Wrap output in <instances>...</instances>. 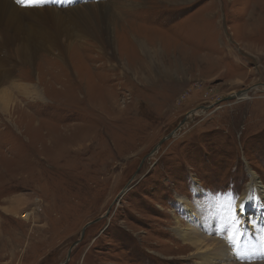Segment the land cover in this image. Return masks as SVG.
Returning <instances> with one entry per match:
<instances>
[{"label": "rangeland", "instance_id": "1", "mask_svg": "<svg viewBox=\"0 0 264 264\" xmlns=\"http://www.w3.org/2000/svg\"><path fill=\"white\" fill-rule=\"evenodd\" d=\"M93 1L122 14L112 45L72 40L29 62L17 42L0 46L14 59L2 84L13 103L0 107V264H61L78 240L66 264H199L175 231L181 200L213 221L253 171L264 191V0Z\"/></svg>", "mask_w": 264, "mask_h": 264}, {"label": "bare ground", "instance_id": "2", "mask_svg": "<svg viewBox=\"0 0 264 264\" xmlns=\"http://www.w3.org/2000/svg\"><path fill=\"white\" fill-rule=\"evenodd\" d=\"M77 1L79 0H43L42 3L25 7L17 4L16 0H0V29L3 32L4 28L10 29V32H4L6 37H3L4 42L0 46L16 45L17 42L18 59L29 62L39 49L47 52L55 49L64 51L72 40L79 39L82 42L88 38L101 43L103 38L112 45L113 25L122 15L119 10L112 9L106 2L82 0V4L77 5ZM57 4L59 10L50 8L57 7ZM19 8H23L31 25L23 21ZM5 56L0 51V107L8 110L14 96L2 84L12 76L10 66L14 59L7 60ZM260 87H264V84ZM34 88L27 90L29 95L42 97L41 92L35 86ZM244 94L246 93L241 96ZM203 112L199 109L191 114L196 117ZM249 181L251 183L247 186L248 190L245 189L234 203H223L218 218L213 221L203 213L204 206L199 209L190 199L181 200V209L187 221L182 224L181 219L177 220L175 231L193 248L191 255L198 258L199 264H264V191L256 172H252ZM193 189L198 201L206 197L205 190L200 185L195 184ZM229 205H233L235 211H231ZM229 236H232L228 240L230 245L225 239ZM234 239L236 243L233 245ZM255 245L260 256L250 258V254L254 252L252 246Z\"/></svg>", "mask_w": 264, "mask_h": 264}, {"label": "water", "instance_id": "3", "mask_svg": "<svg viewBox=\"0 0 264 264\" xmlns=\"http://www.w3.org/2000/svg\"><path fill=\"white\" fill-rule=\"evenodd\" d=\"M262 84H264V83H262ZM262 84H260V86H261ZM254 88H256V86H253V87H250V88H247V89H244V90L238 91L237 93H233V94H231V95L225 97L224 100L229 101V100H234V99H237V100H238V99H241V98H239V96H241L242 93H248L250 90H252V89H254ZM212 107H213L212 105H210V106H201V109L208 110V109H210V108H212ZM194 111H195V110H193L192 112H194ZM189 114H191V112H190ZM189 114L183 119V122H181V123H183V124L180 126V128L177 129V130H175V131H173V132H171L168 136L164 137V138H163V139H162V140H161V141L155 146V148H154L153 151L150 153V155L156 153V151L160 148V146L163 144V142H164L165 140H167V139H169V138H172L173 136L176 135V133H177L178 131H180V129L185 125L184 123L188 120V118H189ZM101 218H103V216L100 217V218H98V219L95 220V221H92V222L88 223V224L82 229L81 238L84 236V233H85L86 228H87L89 225L93 224L94 222L98 221V220L101 219ZM79 242H80V240H78V241H76V242L73 243L72 247L70 248V250H69V252H68V257L66 258L65 262H63V263H61V264H66V263H67L68 258H69V256H70V253H71L72 249H73L77 244H79Z\"/></svg>", "mask_w": 264, "mask_h": 264}, {"label": "snow or ice", "instance_id": "4", "mask_svg": "<svg viewBox=\"0 0 264 264\" xmlns=\"http://www.w3.org/2000/svg\"><path fill=\"white\" fill-rule=\"evenodd\" d=\"M43 0H16L17 4L23 5L25 7L32 6L35 4L42 3ZM229 209L231 211H235V207L233 205H229Z\"/></svg>", "mask_w": 264, "mask_h": 264}]
</instances>
